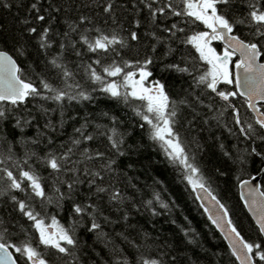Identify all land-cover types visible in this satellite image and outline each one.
Returning a JSON list of instances; mask_svg holds the SVG:
<instances>
[{
  "label": "snow or ice",
  "instance_id": "1",
  "mask_svg": "<svg viewBox=\"0 0 264 264\" xmlns=\"http://www.w3.org/2000/svg\"><path fill=\"white\" fill-rule=\"evenodd\" d=\"M0 264H264V0H0Z\"/></svg>",
  "mask_w": 264,
  "mask_h": 264
},
{
  "label": "trees",
  "instance_id": "2",
  "mask_svg": "<svg viewBox=\"0 0 264 264\" xmlns=\"http://www.w3.org/2000/svg\"><path fill=\"white\" fill-rule=\"evenodd\" d=\"M162 167H161V171H162ZM231 204H232V208L235 210V212L239 213L241 218H243V215H244V210L242 209V207L238 204L237 202V199L235 197L232 198V201H231ZM197 220L200 219L199 215H197L196 217Z\"/></svg>",
  "mask_w": 264,
  "mask_h": 264
}]
</instances>
